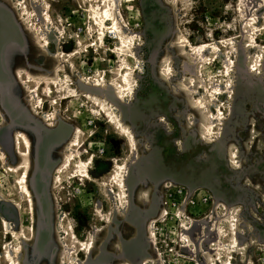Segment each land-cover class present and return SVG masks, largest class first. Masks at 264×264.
I'll return each mask as SVG.
<instances>
[{
	"label": "rangeland",
	"instance_id": "374dc122",
	"mask_svg": "<svg viewBox=\"0 0 264 264\" xmlns=\"http://www.w3.org/2000/svg\"><path fill=\"white\" fill-rule=\"evenodd\" d=\"M24 2L26 15L17 8ZM90 10L87 0H0L7 117L0 141L9 148L13 128L32 139L31 152L21 148L26 156L7 154V163L21 166L17 173L0 162V264L5 245H17L8 232L20 228V264H264V0H119L121 30L137 59L118 55L111 31L99 40ZM46 13L50 23L41 20ZM36 27L50 40L47 50ZM182 35L192 45H217L221 56L198 72L193 52L182 55ZM126 64L123 102L113 87L90 86L118 81ZM226 65L233 79L220 78L222 119L205 133L215 102L188 79L196 71L203 79L221 75ZM28 74L56 82L52 93H39L41 107L32 83H22ZM200 98L204 112L195 106ZM108 101L133 132L132 149L100 113ZM55 109L60 119L47 121ZM74 143L86 169L78 158L64 166ZM117 165L125 167L122 185ZM26 171L33 202L17 184Z\"/></svg>",
	"mask_w": 264,
	"mask_h": 264
},
{
	"label": "bare ground",
	"instance_id": "6f19581e",
	"mask_svg": "<svg viewBox=\"0 0 264 264\" xmlns=\"http://www.w3.org/2000/svg\"><path fill=\"white\" fill-rule=\"evenodd\" d=\"M87 1L90 2L91 15H92V17L94 19L95 24L98 27L99 40H101L104 37L105 31L107 33L108 32L110 33V31H111V33H114L116 35L117 46H120L119 47L120 49L118 47L116 48L118 55H120L121 57H130V58H133V59H137L135 48L131 47L130 41L128 42L127 38L124 37V33H125L124 30L123 31L121 30V25H120V22H119L120 12L118 13L119 0H103V2H105L103 6L97 0H87ZM17 8L20 11H23V13L25 15L28 14V9H27V6H26L25 2L22 3V4L17 5ZM41 20L43 22L44 21H46L48 23L51 22V19L48 16L47 13L44 15L43 19H41ZM23 22H24V19L20 20L21 24ZM34 31H35V33L39 34L40 37H41V40H42L41 41V47L43 49L47 50L49 48V45H50V40H49V38L47 36H45V34H44L45 31L43 30V28L42 27H36L34 29ZM181 38H182L183 43H184V45H183L184 49L182 51V55H184V56L187 55L189 50L191 52H193L192 53V56L194 58L193 59V61H194L193 62V67H195L196 70L201 68V70L203 72V70L206 69L209 66V64L212 65L213 63L216 62V60H215L216 56H218V57L221 56L220 49H219V47L217 45L209 44V43L192 45L186 40V38L183 35L181 36ZM124 48H127V52H125ZM202 49H205V50L203 51ZM210 50H213V51L211 53L209 52V54H208V51H210ZM200 51H203L202 54H200ZM230 61H231V59H229V61H227V62H230ZM27 63L28 62L26 60L25 66H30L29 64L27 65ZM124 64H125V62H124ZM35 68L42 69L41 67H35ZM167 69H168L167 71L164 70V74H167L166 76H169L170 73H171L170 65L167 67ZM225 69H226V72L223 70L221 72V75L218 74V73H214V72L208 73L207 74V78H205V79H203L202 75L199 74L198 73L199 71L197 70L198 71V72L196 71L197 76H195V77L191 76L188 79V83H189L188 86L192 88L191 83L194 82V78H197L198 82L201 85L203 84V87H200V91L208 98V103L210 104L212 102L213 103L215 102V107H216L215 109L216 110L214 109L215 111H213V113L210 112V111L208 112L210 114L211 118L208 116V113H207L208 122L205 124V126L203 128L205 133L206 132L207 133H209V132L212 133L211 132L212 126H214V124L217 121L220 122L221 119H222V118H220L221 115H222V108H221L220 104H218L219 103L218 100L220 98H222V96H224L226 94L222 90V89H224L226 87V83H225V86H224V84L221 82L220 78L222 77L223 80L225 78L227 80L225 82H230L233 79L232 75L230 74L229 65H226ZM206 71H207V69H206ZM50 73H52V72H50ZM53 73H54V71H53ZM48 75H49V73H48ZM130 75H131V68H128V64H126V69H125V71H123L120 74L118 81H116V82L115 81L108 82L107 80L104 79L102 81V84L95 82V83L91 84L90 86H92L94 88H97L99 90H103L106 87V85H108L109 87H113L114 88V93L116 94V97H117V100L123 102L124 92H125V90H127L129 85H131L130 84V82H131L130 81ZM208 80H209V83H210V85H209L210 87H208V85L206 83ZM22 83H24V84L32 83V85H33L32 90H31L32 94L36 96L37 103H38V105L40 104L41 106L43 105L44 101L39 96V93L40 92H44L45 94L52 93L53 92V88H52L51 85L56 84V82L54 80L50 81L48 79L32 78V77H30L29 74H28V79L23 81ZM228 88H230V87H228ZM84 96L85 97H91V95H89V94H85ZM187 99H186V101H188ZM201 99L202 98H200L199 100L195 101V104H196L195 106L199 110H202L204 112L205 104H207V103L203 102ZM115 101H116V99H115ZM216 102H217V104H216ZM52 104L53 105H57L58 102L53 100ZM107 104H108L109 108L104 110V112L100 111V113L101 114L104 113L103 116L105 115V117H107V119L109 120V123H112L114 125L115 129H117L120 133H122V135L125 137V139H127V142L129 144L130 148L132 149L135 146L133 132L131 131L130 127L125 126L123 124V120L121 119L120 114L118 112H116V109L114 108L112 103H110V101H108ZM27 106L29 107V105H27ZM102 107H103V105H102ZM33 111L34 112L36 111L34 109V107L30 110V112L33 113ZM0 118L2 119L4 124L7 122V117H6L5 113H4V111H2V109H0ZM44 118L47 121H49V122L57 121L58 118H59L57 109H55V111L52 113V115H45ZM48 126H49L48 128H50V126H52V125L49 124ZM80 132L81 131H80L79 128H77V127L73 128V134L75 136L78 135ZM126 133L128 134L127 136H126ZM202 139H201V141H202ZM7 144L11 147L14 155L18 154V155H21V156H26L25 151H22V149H21L22 146L27 148L28 152H31V149H32V139H31L30 135L28 134V131L22 130V129H19V128H13V129L9 130V142ZM75 144H77V143H74V144L70 145V148H69V151L67 153L66 161L64 163V166L66 167L69 163H71L72 161H74V160H76L78 158L79 162H80V165H81V168L82 169H86L88 167V160L87 161H83L82 154H81L80 150L77 149V147H74ZM231 157H232V159H234V158H236V155L235 154H231ZM8 161H9L8 160V155H7L6 151H5V149L0 145V162L4 163V165L7 166L9 172L17 173L18 170L21 168V166H18V165L14 164V163H13L14 165L13 164L11 165L10 163H7ZM24 168L27 169V170H31L30 169L31 168V164L28 163ZM117 168L118 169L115 171L114 179H116V177H118L119 181H120L118 183V185H122V182L124 181V177H123V172H121V171L125 167H123V165H117ZM80 176L83 179L86 178V175L83 174V172H82V174ZM112 179H113V177H112ZM113 182L115 183V181H113ZM17 184H19V187L21 188L22 192H25L27 194V196H29V198L33 202L34 198H33L32 192L30 191L27 171L24 172L23 175H21L18 178ZM108 193L110 194L111 190H108ZM14 207H15V209H18V207H20V206L19 205H15ZM32 211L34 212V210H32ZM30 214H31V212H30ZM1 222L4 224V226L6 227L7 231H9V229H8V225H9L8 224V220L3 215H1ZM18 231H19V233H18ZM18 231L15 232V231L10 230V232H8V234L11 235L17 241V245H15L14 247L5 245V252L3 254V259H4L5 264H20L18 259L20 257L21 252H22V244H21L22 243V241H21L22 237L21 236L24 237L25 236V232H24V230L22 228H20ZM71 237L76 240L75 234L73 232L71 233ZM78 240H79V238H78ZM79 244L83 248V251L86 252V251L89 250V246H88L89 244L88 243L84 244L82 242H79ZM70 260H71L70 263L73 264V258L70 259Z\"/></svg>",
	"mask_w": 264,
	"mask_h": 264
},
{
	"label": "water",
	"instance_id": "95a60500",
	"mask_svg": "<svg viewBox=\"0 0 264 264\" xmlns=\"http://www.w3.org/2000/svg\"><path fill=\"white\" fill-rule=\"evenodd\" d=\"M0 145L5 149V151H6V153L7 154H11L12 153V149H11V147L9 146V148L8 147H6V146H4L2 143H1V141H0ZM38 206H39V210H40V212L42 211V208H41V205H40V203H39V201H38ZM4 213V215L6 216V218H8V213H6V212H3ZM44 216V215H43Z\"/></svg>",
	"mask_w": 264,
	"mask_h": 264
},
{
	"label": "flooded vegetation",
	"instance_id": "af4514ba",
	"mask_svg": "<svg viewBox=\"0 0 264 264\" xmlns=\"http://www.w3.org/2000/svg\"><path fill=\"white\" fill-rule=\"evenodd\" d=\"M56 33H58V31L56 32ZM55 39H57V45H58V47L60 48L61 47V44H62V42H60V40H59V38H58V36L55 34ZM48 128V127H47ZM49 129V128H48ZM85 152H87L86 150H84Z\"/></svg>",
	"mask_w": 264,
	"mask_h": 264
}]
</instances>
